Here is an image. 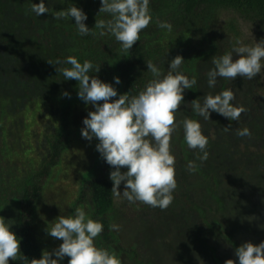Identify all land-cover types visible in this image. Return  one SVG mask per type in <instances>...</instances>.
<instances>
[{
	"label": "rangeland",
	"instance_id": "obj_1",
	"mask_svg": "<svg viewBox=\"0 0 264 264\" xmlns=\"http://www.w3.org/2000/svg\"><path fill=\"white\" fill-rule=\"evenodd\" d=\"M39 2L0 0V185L16 184L39 165L48 151L46 136L58 128L62 106L70 104L71 139L36 209L37 239L43 251L51 253L62 241L47 234V225L50 227L58 216H71L70 203L79 180L100 154L95 137L89 141L81 136L82 121L89 111H94L93 106L78 98L79 84L65 80L56 70L68 67L56 61H64L75 52L81 35L74 18L54 19L53 15L73 4L82 11L90 7L94 16L105 20L111 16L98 13L100 0H44L49 13L36 16L29 9L32 3ZM176 2L149 0L150 15L156 22L150 25V33L164 34L161 45L169 51V62L174 55L182 56L184 62L194 61L201 103L205 94L231 89L235 94L231 103L244 106L246 111L238 121H229L211 110L210 120L199 116L202 133L208 138V156L204 161L196 158L202 153L188 148L183 127H178L170 144L177 183L171 205L161 210L138 201L129 202L122 195L115 196L112 225H118L119 230L113 231L126 246L137 250L143 262L224 264L232 259L236 264L227 244L200 226L198 211L209 220L221 222L240 244L250 241L258 245L264 241V125L258 123L256 115L262 113L256 112L255 102L257 88L264 91V67L251 80L240 76L234 80L217 77L212 88L206 74L214 68V56L264 40V30L254 20L222 9L195 22H183L173 15ZM163 18L173 20L170 32L158 27ZM261 63L264 65V60ZM96 77L111 84L118 93L113 76ZM63 92L69 96L62 95ZM183 97L175 113L177 123L186 117L184 93ZM253 113L256 119L251 116ZM227 126L229 130L225 131ZM245 127L251 135L238 136L236 130ZM189 161L195 162L194 171L188 170ZM124 190L121 182L118 191L122 194ZM83 210L88 215V209ZM16 216L15 207L11 206L3 218L11 224ZM114 252L121 264H135L117 249ZM52 258L56 259L54 255ZM68 260L65 256L58 264H68ZM11 263L10 259L8 264Z\"/></svg>",
	"mask_w": 264,
	"mask_h": 264
},
{
	"label": "clouds",
	"instance_id": "obj_2",
	"mask_svg": "<svg viewBox=\"0 0 264 264\" xmlns=\"http://www.w3.org/2000/svg\"><path fill=\"white\" fill-rule=\"evenodd\" d=\"M98 13H106L111 19H96L95 29L99 35L112 34L120 42L124 51H129L139 41L140 33L151 22L149 0H100ZM30 12L40 16L49 13L44 0L32 3ZM54 19L74 18L80 35H96L84 21L86 14L73 4L67 9L57 11ZM158 27L172 30L168 22H159ZM233 53L236 58L233 59ZM264 60V40L253 45L234 47L232 52L219 57H213L214 68L207 72L208 86L214 87L217 77L234 80L237 76L253 79L262 70L261 61ZM184 62L180 55L175 56L168 66L166 74L151 62L146 63L147 70L153 78L145 85L138 95L131 98L125 93L117 97V90L109 83L102 82L94 75L90 76L93 64L85 60L78 62L74 56H68L64 61L57 60V64H67L70 67L56 69L62 73L65 80L72 79L79 82L78 98L86 105L91 104L94 111H89L83 119L84 127L81 136L91 141L95 137L99 142L96 150L106 163L113 168L109 178L112 181V193L116 197L121 195L129 202H141L151 207L167 209L174 197L173 191L177 187L175 180V157L171 154L170 144L173 132L180 126L184 130V140L189 149L198 150L202 155L197 159H207L208 138L203 135L201 124L194 119L184 117L179 123L175 113L179 110L185 89L196 85L195 78L189 79L178 69ZM52 64L51 62H48ZM99 71V66L95 72ZM120 84L119 77L113 78ZM62 95L69 96L63 92ZM235 94L226 89L218 94H205L200 99L191 101L192 108L198 116L210 120V110L227 118L238 121L245 107L234 106ZM230 126L224 127L225 131ZM240 137L250 136L248 128L237 129ZM127 170L122 172L121 169ZM187 168L194 171L196 164L189 161ZM124 182V191H118ZM0 217V264L15 261L20 253V241L10 225ZM113 230L119 226L113 224ZM103 231L102 223L91 219L83 209L77 207L74 216H58L46 232L62 243L50 253L45 250L39 259H31L30 264H58L65 256L68 264H121V260L114 251L98 248L94 239ZM56 259H53L52 256ZM235 256L239 264H264V241L254 245L250 241L242 243L235 249ZM23 259L28 260L26 256ZM224 264H234L228 259Z\"/></svg>",
	"mask_w": 264,
	"mask_h": 264
},
{
	"label": "trees",
	"instance_id": "obj_3",
	"mask_svg": "<svg viewBox=\"0 0 264 264\" xmlns=\"http://www.w3.org/2000/svg\"><path fill=\"white\" fill-rule=\"evenodd\" d=\"M173 11L175 18H180L183 22H195L205 14H211L219 9L232 10L241 16L254 20L258 27L264 30V0H176ZM87 19L85 25L96 32V35H81L77 40V49L70 56L77 58L78 62L85 60L93 64L90 76L110 75L119 77L121 83L118 84L119 95L127 94L130 98L138 95L145 85L153 78L152 73L147 70L146 63L151 61L163 74H166L169 66V51L161 45L164 34L159 32L150 33V25L156 22L151 16L148 27L141 31L140 39L129 51H124L120 42L113 35H99V29H95L96 19L104 17L94 16L90 7H85L83 11ZM162 22L171 25L173 20L163 18ZM109 40H107V36ZM176 55L173 56V58ZM171 57V56H170ZM170 58V61L173 59ZM168 60V62H167ZM194 61L187 59L183 62L178 71L189 79L195 78ZM99 66V71L95 68ZM70 67V65H68ZM74 84H79L72 80ZM186 117L199 121V116L192 108L191 101L198 98V88L194 85L191 89L184 90ZM259 93L255 102L258 110L262 114L253 113V118L259 119L258 123L264 125V91L257 88ZM260 93H262L260 95ZM260 95V96H259ZM254 102V101H253ZM254 102V104H255ZM71 106L66 103L61 108L58 128L46 136L47 154L40 161L39 165L29 170L22 178L12 186L0 185V217L11 207H15V222L9 224L10 230L15 233L20 241V253L11 264H30V260L39 259L43 249L37 239L36 229V209L53 171L60 165L64 153L69 145L71 126ZM256 115V117H254ZM114 170L99 154L82 174L77 192L70 203V215L74 216L77 207L88 209V216L103 225V231L94 239V244L98 248L107 249L110 252L117 249L121 254L130 258L135 264H154L143 262L136 249L126 246L117 237L111 228L113 222V212L115 210V196L113 195L112 181L109 178L110 172ZM200 226L207 231L214 233L222 239L232 250L236 264H239L235 256V249L241 244L232 233L221 223L209 220L204 214L198 211ZM26 256L28 260L23 259Z\"/></svg>",
	"mask_w": 264,
	"mask_h": 264
}]
</instances>
